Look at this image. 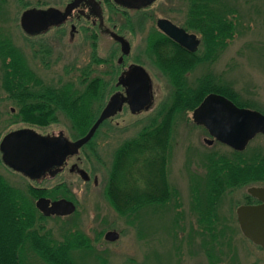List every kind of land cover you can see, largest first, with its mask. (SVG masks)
<instances>
[{"label": "rangeland", "instance_id": "1", "mask_svg": "<svg viewBox=\"0 0 264 264\" xmlns=\"http://www.w3.org/2000/svg\"><path fill=\"white\" fill-rule=\"evenodd\" d=\"M64 1L4 0L0 5V37L8 36L45 80L71 79L75 87L82 88L84 74L92 69L91 74H100L106 80L108 90H113L109 87L114 81L109 74V63L92 61L95 50L98 56L115 62L120 50L109 34L96 31L94 38L90 30L82 25L70 40L69 26L62 32L51 28L34 36L28 35L21 27L20 16L25 8L47 4L62 7ZM225 1L234 8L233 36L215 59L196 63L186 73L187 81L196 85L204 74H208L231 86L241 100L249 103L248 107L264 113V0ZM186 10L187 0H153L146 9L148 18L145 24L147 27L155 24L159 16H167L180 23L186 17ZM105 16L109 24L116 15L107 7ZM146 30L119 29L131 42L126 62L142 59L150 74L153 86L148 106L132 112L124 105L100 125L91 144L84 145L78 156L70 157L64 168L41 181L33 182L13 171L2 162L1 156L0 175L8 184L17 186L23 192H28L29 183H35L46 192L55 184L65 183L76 203L75 210L69 215L44 216L39 222L36 220L35 227L56 241L74 237L77 231L83 233L88 246L71 249L73 264H264L263 248L242 234L235 213L236 206L245 201L246 186L264 182L241 184L223 194L218 207L223 230L217 231L216 228L207 235L200 233L201 225L195 221L193 211L197 202L194 207L191 203L196 197L195 191L202 195L204 189L196 184L204 181L208 170L207 157L216 152L229 154L233 147L219 141L205 142L204 137H208L209 133L194 122L192 109L179 114L171 124L165 171L173 190L167 199L153 201L136 212L122 215L106 197L104 188L115 149L123 140L136 135L149 124L174 90L168 72L153 60L147 49ZM43 48L47 52H40ZM1 75L0 69V138L8 131L24 126L43 133L57 134L61 131L68 138L79 136L63 111L57 112L56 119L45 125L28 124L14 118L11 113L17 106L7 97ZM255 145H264V133H256L244 147ZM72 161L87 170L88 180L69 170ZM94 175L97 176L96 183ZM192 186H198V189L194 191ZM175 188L177 193L173 192ZM112 228L119 232L118 237L105 239L104 232ZM19 258L21 264H50L27 240L19 248Z\"/></svg>", "mask_w": 264, "mask_h": 264}, {"label": "trees", "instance_id": "2", "mask_svg": "<svg viewBox=\"0 0 264 264\" xmlns=\"http://www.w3.org/2000/svg\"><path fill=\"white\" fill-rule=\"evenodd\" d=\"M3 1L0 0V5ZM184 22L200 34L199 50L187 55L169 44L170 54L163 55L161 50L156 49V56L168 72L174 90L149 124L118 145L108 169L104 193L122 215L136 212L153 201H164L173 190L166 178L165 164L171 124L179 114L193 109L207 92L222 93L238 105L249 106L231 86L208 74H204L196 85L189 84L186 77V72L196 63L215 59L233 36L234 8L225 0H187ZM41 51L47 52L45 48ZM92 61L108 63L110 60L98 57L93 50ZM0 69L2 87L17 106L11 113L14 118L28 124L45 125L55 120L57 110H61L68 115L79 135L91 125L110 91L103 77H88V72L83 76L82 88L75 87L71 80L58 84L45 80L8 36L0 37ZM91 142L92 138L85 145ZM212 154L207 157L208 170L204 177L209 186L205 188V194L200 195L196 191L194 196L207 200L199 223L215 231L214 224L218 220L216 207L223 192L232 186L264 182V145L231 148L229 154ZM157 165L162 167L160 172L154 171ZM40 194L73 200L64 182L55 184L49 192L37 187L36 195ZM17 197L0 175V264H21L19 248L29 239L33 249L50 264H73L70 251L88 246L85 235L77 231L74 237L56 241L39 228L33 233H26L33 214L37 222L45 215L32 203ZM212 235L214 238V233Z\"/></svg>", "mask_w": 264, "mask_h": 264}, {"label": "water", "instance_id": "3", "mask_svg": "<svg viewBox=\"0 0 264 264\" xmlns=\"http://www.w3.org/2000/svg\"><path fill=\"white\" fill-rule=\"evenodd\" d=\"M147 1L141 0L139 3L143 4ZM68 9L60 12L54 7L47 9L25 8L20 16L21 27L27 33L38 31L46 26L45 14L50 10L62 17ZM156 24L179 44L191 50L196 48L199 39L195 33H188L183 27L166 17H158ZM114 36L121 39L118 35ZM127 45V42L123 40L124 52L128 51ZM134 68L131 67L126 72V77L129 76L131 82H128L125 97L130 110L139 111L148 106L151 101L150 82L145 70L140 66L137 68L142 70L141 73L132 76L130 71H134ZM122 100L123 97L120 93H113L88 130L75 139H69L61 131L58 134H42L29 126L6 132L0 141L3 161L32 178L40 177L42 173L54 166L62 165L68 154L77 153L78 149L92 137L100 123L120 109ZM206 100L212 101V110L217 105L227 109L224 120H217L214 114L209 115L210 110L204 115V119L197 118L198 115L195 112ZM193 117L198 122L204 123L216 139L237 149L243 148L247 140L257 131L264 132L263 112L248 106L238 105L226 95L218 92L207 93L199 105L194 108ZM206 141L210 143L212 140L206 139ZM77 172L84 180L90 178L87 170L83 167L77 166ZM247 190L260 202L239 204L236 208L237 219L242 233L264 250V185H250ZM36 206L44 215H66L72 213L76 208L75 202L64 196L51 199L41 195L36 199ZM118 235L119 232L113 228L104 232V238L108 240H114Z\"/></svg>", "mask_w": 264, "mask_h": 264}, {"label": "flooded vegetation", "instance_id": "4", "mask_svg": "<svg viewBox=\"0 0 264 264\" xmlns=\"http://www.w3.org/2000/svg\"><path fill=\"white\" fill-rule=\"evenodd\" d=\"M140 1L141 0H65L62 7L57 5V4L56 5L55 4H47L45 6H29V7H36V8H41V9H47L49 7H54L56 9H58L60 12H64L67 8H69V9L66 12V14L64 16H62V17H59L60 14H58V13L55 14V13H53L52 10H50L48 13L45 14L46 26L44 28H42V29H40L38 31L31 32V33H27V32L26 33L30 34L31 36L40 35V34L46 32V31H48L51 28H55L56 30L62 32L66 27L69 26V28H68L69 38H70V40H72L74 38V36H75L74 34L78 30H80L82 25H85L83 28L90 30V32H91L90 34L94 38L96 37V35H97L96 33L97 32H100V33L101 32H105V33L109 34V36L118 44L120 52H119V54H118V56H117V58H116L114 63L111 62L110 58H107V60H110L108 62L109 66H110L109 67L110 68L109 69V74L111 76V80L114 79V81L112 82L110 80L112 83L110 84L109 87H113V90L110 89L111 90L110 94L107 97L105 103L107 102V100L109 99V97L113 93L118 92L123 97L120 109L124 105H127L128 108L130 109L129 103L127 101V98L125 97L126 96V89L128 87V82H131V80H129V76L126 77V72L128 71V69L131 68V67H135L134 71H130V72H131L132 76H136L137 73H141V71H142V70L138 69L137 67H139V66L142 67L145 70V72L148 75V77H149L150 92L152 90V86L153 85L151 83L150 74H149V72H148V70H147V68L145 66V63L142 61V59H140V60L136 59V60H132V61L126 62L125 56H127L130 53V51H131V42H130L129 38L124 33L119 31V29L121 30V29L125 28V29H127L129 31L130 30H134V28L147 29L146 30V34H145L146 46H147V49L150 51L151 55L153 56V60H155V62L159 66H162V65L160 63V60L156 56V49L161 50L163 52V55H168V54H170L171 46L175 45L178 49L180 48L183 53H185L187 55H191V53H194L195 51L199 50L200 43H201L200 34H198L196 31L192 30L191 28H188L186 26L184 20H182V21H180V23H178L177 21H175L174 19H172L170 17L159 16V17H166V18L170 19L175 24L183 27L188 33H195L196 36L199 39V42H198V44H197V46H196V48L194 50H191V49L187 48L186 46L179 44L177 41H175L169 35H167L165 33V31H163L161 28H159L157 26V24H156V20H157L158 17L155 19V24H152L151 26L147 27V24H145V23H146V19L148 18L147 17L148 16L147 15L148 11H146V9L148 8V6L150 5V3L153 0H150V1L148 0L146 3H143V4L139 3ZM107 7L109 9H111L112 13H114L116 15L114 18H111V22L112 23L110 22L109 24L107 23L106 16H105V11H106ZM123 16H126V17H124L123 20H121V18ZM114 35L120 36L121 39L115 37ZM122 39L124 41H126L127 44H128L127 45V47H128V51L127 52L123 51V47H122V41L123 40ZM93 42H94V39H93ZM98 57H101V56H98ZM103 58H106V57H103ZM91 72H92V69L88 71V74H87L88 77H97V78L102 77L100 74H91ZM68 80H71V79H66L65 81H68ZM59 82H61V80L57 78V79H55V81H53L51 83L58 84ZM105 82H106V80H105ZM207 93H209V92H207ZM202 100H203V98L201 99V101ZM105 103H104V105H105ZM199 103L195 107H197L199 105ZM212 106H213L212 101L211 100H206L203 103V105L195 112L198 115L197 118L198 119L199 118L200 119H204V115L206 113H208L209 110H210L209 115L214 114V115H216L217 120H224L227 109L224 106L217 105V106L214 107V110H212L211 109ZM194 108L192 109V119L194 120V122L196 124L202 125L207 130V132L209 133L208 137H206V136L204 137V141L209 143L208 141H206V139H211L212 141L209 144L213 143L214 141L222 142V141L216 139L214 137V135H212L210 133L209 129L206 127V125L204 123L198 122L196 119H194V117H193ZM100 110H99V112H100ZM141 110H143V109H141ZM59 111H61V110H57V112H59ZM117 111L115 113H117ZM132 112H138V111H132ZM98 113H97V115H98ZM114 114L112 116H114ZM112 116L104 119L100 123V125L104 121H106L107 119L112 118ZM100 125L97 127V129L95 130V132L92 135V137L96 134V132H97L98 128L100 127ZM88 128H87V130H88ZM36 131H38V130H36ZM259 132L264 133L263 131H257L256 133H259ZM40 133H42V134H55V133H43V132H40ZM3 135H2V137H3ZM252 137H250V138H252ZM1 138H0V141H1ZM250 138L247 140V142L250 140ZM69 139H75V138H69ZM84 145H82L78 149L77 153L68 154L66 156L65 160L63 161L62 165L54 166L53 168L49 169L48 171H45L44 173H42V175L40 177H38V178L37 177L32 178V177L28 176L27 174H25L24 172H22L21 170L14 169L13 167H11L7 163H5L3 161V159H2V152H3L2 150H0V156H1L2 162L7 167L12 169L13 171H16V172L22 174L23 176L27 177L31 181L36 182V181H41L42 179H44L48 175L56 174L59 170L64 168V166L69 161V158L74 156V155L78 156V152H80V150L82 149V147ZM72 165H74L73 168H72ZM77 166H80L78 164V162L72 161L69 164V170L77 172ZM161 168H162L161 165L160 166L157 165V166L154 167V171L155 172H160ZM159 177L160 176H158L157 179H159ZM93 181L95 183L97 182V176L96 175L93 176ZM196 185L203 186V189H204L203 190V194H205V188H207L209 186V182L200 181ZM250 185H264V183H251V184H248L246 186L247 193L245 195V201L240 203V204L258 203V202H260V200L258 198H256L255 196H253L252 194H250L248 192L247 188ZM9 186H10V188L13 189L14 193L18 195V197H17L18 199L27 200L29 203H32L34 207L37 208L36 199H37V197H39V196H41L43 194L35 196L36 195V189H37V186H36L35 183H33V184L29 183L27 185V191L28 192H23L20 188H18L17 186L11 185V184H9ZM237 186H239V185H237ZM234 187H236V186H232V187L226 189L223 192V194L225 195L228 191H230V189H232ZM191 189L195 191V189H198V186H195L194 188L192 186ZM175 190H177V189L175 188ZM175 193H177V191H175ZM192 193H193V191H192ZM44 196H46V195H44ZM47 197H49V196H47ZM222 198H223V196L218 201L217 207H216L217 219L218 220H217L216 225L214 224V226H216L217 231L223 230V227H224L222 222H220V218L218 216V207H219V205L221 203ZM51 199H53V198H51ZM192 200H193V198H192ZM206 201L207 200L205 198H203V197H199V198L195 197L194 202L191 203V205L194 207L195 203L197 202V204H196L197 207H195L197 209L194 208L193 211L195 213V221H197L198 225H201L199 229H200V233L203 234V235H207L208 233H211L210 229H207V228L203 227L204 225L202 223H199V218L201 217V215H203V213L205 212V209H206L205 208ZM201 202H203V203H201ZM199 205L200 206L203 205V207H200ZM237 206H236V208H237ZM236 208H235V213H236ZM50 215H53V214H50ZM66 215H69V214H66ZM45 216H49V215H45ZM236 220H237V223H238V226H239V222H238V219H237V213H236ZM218 222H219V225H218ZM35 224H36V219H35V214H33L32 222L26 228V233H28V234L33 233L36 230ZM239 229H240V226H239ZM240 231H241V229H240ZM27 241L31 245L30 239L27 240Z\"/></svg>", "mask_w": 264, "mask_h": 264}]
</instances>
